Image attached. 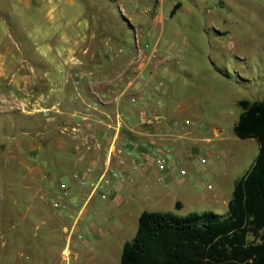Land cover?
I'll return each instance as SVG.
<instances>
[{"label": "rangeland", "instance_id": "1", "mask_svg": "<svg viewBox=\"0 0 264 264\" xmlns=\"http://www.w3.org/2000/svg\"><path fill=\"white\" fill-rule=\"evenodd\" d=\"M1 2L6 16L0 20V33L9 29L13 36L7 38L4 34L9 41L7 58L14 53L17 57H34L38 60V71L43 73L45 70L54 77L58 65H63L66 72L68 65L47 60L53 55L49 44L57 43L60 33L53 29V36L49 38L48 24H67L70 27L67 37L77 38L82 44L85 40L90 43L94 37L102 45L106 35H117L121 46V49L117 47V52L131 56L137 54L134 31L119 9L125 8L127 16L137 20L138 13H144L148 5V0ZM176 2L180 5L170 14ZM162 8L167 17L155 27L149 21H137L135 33L140 43L148 42L151 46L155 43L156 54L145 65L132 62L130 75L135 76L138 85L133 84L129 89L159 90V101L166 106L163 120L175 118L176 121L174 124L166 122L162 127L172 133L171 137L176 136L175 140L168 138L165 141L170 148L166 153L170 160L178 158L180 143L185 149L194 143L198 156L208 154L210 150L218 153L200 162L203 166L214 165L210 171L199 172L205 185L194 184L195 189L204 190L206 195L201 196L197 191L191 194L179 185H172L158 197L143 187L134 189L132 185L124 184L118 187L113 199L102 200L94 196L87 204L86 213H80L81 217L75 219L73 232L76 237L68 241L67 246L71 250L76 246V252L68 253L67 249L62 250L67 233L63 225L69 227L76 212L69 215L61 201L63 183L67 187L63 181L61 190L56 184L55 197L48 196L44 201L49 219L42 220L41 215H29L27 219L14 217L13 225L9 221L2 228L0 264H119L123 243L132 239L143 209L169 210L177 214L192 210L228 213L227 202L234 180L250 166L258 151L255 138L237 136L232 126L241 110L239 98L264 99V0H162ZM173 26L179 32L171 31ZM111 48L107 45L103 49L108 57L115 54ZM54 77L48 85L46 78H41L39 84L47 85L44 89H81L77 78H67L61 83ZM16 82V79H0V202L12 199L10 189L19 188L25 163L39 162L45 169L54 170L52 154L57 157L62 154L60 145L52 138L47 143L37 142L38 124L54 138L61 136L62 131L54 128L55 125L49 128L43 112L31 113L24 109L28 106L21 104ZM185 104L191 105L193 111L197 110L196 116L186 125L184 119L188 115L182 111ZM188 126H193L198 134L199 131L203 134L204 128L212 133V128L217 126L220 139L193 141L183 134ZM48 145L55 150L49 156L46 153ZM229 151H233L231 156ZM39 192L32 189L33 203L41 201ZM177 198L181 199V206L176 205ZM18 208L24 211L26 207L19 204ZM83 239L88 243L85 244ZM2 240H5L4 245H1Z\"/></svg>", "mask_w": 264, "mask_h": 264}, {"label": "crops", "instance_id": "2", "mask_svg": "<svg viewBox=\"0 0 264 264\" xmlns=\"http://www.w3.org/2000/svg\"><path fill=\"white\" fill-rule=\"evenodd\" d=\"M67 1L71 3V0ZM179 5L180 2H176L170 9V14ZM4 9L5 6L0 0V20L6 16ZM119 10L131 29L133 28L134 35L137 21H149L155 27L158 22H164L167 17L163 13L162 0L156 2L148 0L144 13H138L137 20L127 16L125 8ZM0 26L2 25L0 24ZM53 29L60 31L59 41L49 44L48 48L51 49L50 52H53V55H50L47 60L54 62L58 60L60 63L68 65L67 72L63 65H58V73L55 77L45 70L43 73L38 71V60L34 57L25 55L17 57L14 53L7 58L9 41L4 37V34L7 35V38L13 36L9 29L0 33V79H16V85L20 88L17 89V92L20 94L21 104L23 107L28 106L24 109L31 113L43 112L48 120L46 122H48L49 128L55 125L54 128L62 131L61 136L54 138L52 134L46 133L39 124L36 126L37 137L35 138L37 142L46 141L47 143L52 138L60 145L62 154L58 157L52 154L55 159L54 170L45 169L39 162L36 164L25 163L26 169L23 173L24 177L20 180L19 188L17 190L10 189L12 199L8 202H0V236L3 235L2 228L7 223L12 222L13 225L16 220L14 217L27 219L29 215H41L42 220L49 219L50 216L46 215L48 210L45 208L44 201L48 196L55 197L56 184H59L61 190L60 183L63 181L66 182L67 189L66 192L62 191L61 201L69 215L76 212L75 217L80 210L86 213L87 204L94 196H98L102 200L113 199L117 194L118 187L124 184L132 185L134 189L143 187L144 190L152 191L158 197L172 185H179L191 194L197 191V194L205 196L206 192L195 189L194 184L205 185L199 172L210 171L214 165L207 163L203 166L200 162L207 161L211 155L217 156L218 153L210 150L208 154L198 156L197 146L194 143L186 146V149L184 144L180 143L178 158H171V161L169 155L166 154L170 148L165 141L168 138L175 140L176 136L171 137L172 133L163 130L162 127L166 122L174 124L176 121L175 118L163 120L165 115L162 113L165 112L166 106L159 101V90L129 89L133 84L138 85L135 76L130 75V65L133 61L145 65L150 58L154 57L150 56V53L153 49L156 50V44L143 47L140 55L134 53L130 56L117 52L118 48L121 49L117 35H106L107 39H104L102 45L94 37L90 39V43L85 40L82 44L77 38L67 37V31L70 30L67 24H48L49 38L53 36ZM171 31L179 32V29L173 26ZM3 37L4 39H2ZM14 41L17 42L16 39ZM107 45L111 46V50L115 52L113 57L105 55L103 49ZM52 77L62 81L61 83L67 78H77L81 89H44L51 83ZM41 78L48 80L46 86L39 84ZM19 81L22 83L20 84ZM133 94L137 95V99L134 101L130 99ZM142 111L145 112L146 120L140 119ZM182 111L188 115L184 119L186 125L192 121L193 116H196L197 110L193 111L191 105L185 104L182 106ZM200 124L202 125V122ZM188 127L183 134L193 141L215 137L220 139V131L217 126L212 128V133H208L210 130L204 128L202 131L205 133H203L204 135L200 134V131L198 134L192 128L193 126ZM27 131L28 129H25V132ZM131 139L135 140V147L126 142ZM123 140H126L125 143ZM16 141L20 142V140ZM112 145L123 147L125 150L129 148L133 155L140 154L144 158V166L137 169L127 168L126 173L133 177L132 180L109 176L108 181L104 184L107 198H101L97 191H92L91 184L109 161V150L113 147ZM47 147L46 153L49 156L55 150H52L53 148L49 145ZM220 149L226 156L227 153L223 147ZM232 152H228L229 156L233 154ZM47 155L44 154L46 158H48ZM157 155H163L166 158L164 170L157 168L155 162ZM110 164L118 166L114 160L110 161ZM179 164L180 166H178ZM88 166L92 168L87 170ZM181 167L185 168L184 172H180ZM54 171H56L54 173L56 180L53 177ZM45 176L46 179H44ZM7 188L5 187V190L8 191ZM32 189L40 191L41 201L35 203L31 201ZM48 202H50L49 199ZM19 204L25 205L24 211L18 208ZM176 205H182L180 198L176 199ZM75 225V218L70 222L69 227L66 224L63 225L67 233L65 235L66 245L62 250L67 249L68 253L76 250V246L72 250L67 246L68 241L76 237L73 232ZM82 241H85V244L88 243L87 240L83 239ZM4 244L5 240H2L1 245ZM68 253L65 257L68 256Z\"/></svg>", "mask_w": 264, "mask_h": 264}, {"label": "trees", "instance_id": "3", "mask_svg": "<svg viewBox=\"0 0 264 264\" xmlns=\"http://www.w3.org/2000/svg\"><path fill=\"white\" fill-rule=\"evenodd\" d=\"M233 132L258 151L234 180L228 213L143 209L119 264H264V99L239 98Z\"/></svg>", "mask_w": 264, "mask_h": 264}, {"label": "built area", "instance_id": "4", "mask_svg": "<svg viewBox=\"0 0 264 264\" xmlns=\"http://www.w3.org/2000/svg\"><path fill=\"white\" fill-rule=\"evenodd\" d=\"M152 1H155V0H152ZM134 43H135V48L137 50L138 55H140L142 53L143 47L150 46L148 42H144L141 44L138 37L136 36V33L134 35ZM155 54H156V50L153 49L150 53V56H155ZM130 99L133 101L136 100L137 95H135V94L131 95ZM140 119L146 120V116H145L144 111H142L140 113ZM123 141L125 143L126 140H123ZM126 142H128L132 147H135V140L134 139H131V140L126 141ZM129 150H130L129 148H127V150H125L123 147H118L116 145L111 147V149L109 150V157H108L109 161L106 163V166L104 167L101 174L91 184L92 185L91 186L92 191H97L101 198H107V191L104 188V184L108 181L109 176H112V177L117 176V177H120L121 179L122 178L123 179L128 178V179L132 180L133 177L130 175H127V173H126L127 168L128 169L129 168L137 169V168H141L144 166V158H142L140 154H135V155L131 154ZM112 160H114L115 163L118 165L117 167L110 164V161H112ZM155 162H156L157 168L159 170L165 169L166 158L163 155H157L155 157ZM91 168L92 167L88 166L87 170H90ZM184 171H185V168L181 167L180 172H184ZM64 186H65L64 192H66L67 187L65 184H64ZM54 204H56V202ZM80 213H82L81 210L77 213L75 219H78L81 217Z\"/></svg>", "mask_w": 264, "mask_h": 264}]
</instances>
